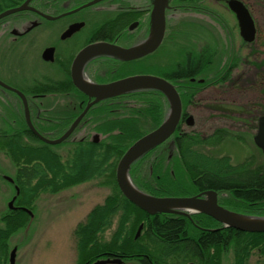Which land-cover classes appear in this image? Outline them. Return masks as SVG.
Returning <instances> with one entry per match:
<instances>
[{"label":"trees","instance_id":"trees-1","mask_svg":"<svg viewBox=\"0 0 264 264\" xmlns=\"http://www.w3.org/2000/svg\"><path fill=\"white\" fill-rule=\"evenodd\" d=\"M207 53L202 51L200 54L203 56L183 54L179 64L167 69L165 77L169 80L183 79L191 85L188 79L202 72L207 77V71L212 70L218 76L214 79L215 86H225L238 67L237 60L234 62V57L227 55L224 68L218 70L216 64H210ZM215 66L217 68L213 69ZM56 86L61 91L67 89L64 83ZM105 100L101 101L100 109L86 116L87 132L99 134V143H93L89 137L74 140L66 158L34 137L19 115L15 117L16 126L10 124L8 132H0V151L15 168L13 185L17 187L18 195L14 205L32 211L41 193L57 194L97 179L100 185L110 187L112 192L74 228V264H91L105 257L121 258L124 262L142 258V264H221V254L227 248L233 251V264H247L254 250L264 264V233L223 229L203 214L193 215L192 222L168 213L147 216L121 195L115 184L117 162L133 142L161 124L162 101L155 95L150 99H135L133 104L120 101L117 107L114 106L115 99L111 106ZM57 104L58 109L50 115L55 121V129L51 132L40 130V134H51V137L57 138L76 118L75 114L66 110L69 104L65 100H58ZM91 118L95 121L91 122ZM227 135L222 129L203 138L196 133L177 138L175 133L178 153L173 155L167 175L155 178L161 175L164 165L161 162L164 159L156 149L160 143L130 166L131 182L138 190L153 197H188L196 192V187L227 193L228 199L222 203L232 211L264 217V167L252 169L250 164L233 167L227 157H213L197 149L199 145L214 147ZM154 151L156 153L153 154ZM169 171H173V176L168 174ZM114 219L116 228L106 240L103 235L111 228ZM29 220V216L19 209H7L0 216V264H7L9 239L26 227ZM140 223H144L145 228L135 240ZM212 228L217 230H209Z\"/></svg>","mask_w":264,"mask_h":264},{"label":"flooded vegetation","instance_id":"flooded-vegetation-1","mask_svg":"<svg viewBox=\"0 0 264 264\" xmlns=\"http://www.w3.org/2000/svg\"><path fill=\"white\" fill-rule=\"evenodd\" d=\"M153 1L154 0H0V14L14 10L0 18V82L13 90H9L0 85V96L9 103V106L3 110L7 111V115L17 114L21 116L25 126L28 128L24 120L25 108L23 100L17 93L19 92L25 99L29 120L35 131L45 140L54 141L59 139L82 114L88 103L93 100H89L88 97L73 84L72 68L76 57L82 50L91 45H105L127 50L146 43L153 31ZM20 7L21 10H17ZM197 8L199 9V7ZM168 9H166L164 13L165 25L162 39L159 46L153 52L131 61L121 60L111 54H99L86 60L79 72L82 80L84 79L93 85H108L134 76H153L167 81L175 88L180 100V118L174 133L168 139L161 142L160 146L156 148L161 155L160 157L164 159L161 161L164 163L162 168L163 171L160 176H155L156 179L164 178V176L167 175V167L173 155L178 153L174 134L177 133V138H182L187 134L185 131L186 129H196L194 116L215 115V113H217L225 117L233 113L229 110V107L222 106L227 104L224 98L216 99L212 96V93L209 92L215 90L216 87L214 81L215 73L212 70L207 71V77L204 76L201 80H194L193 78L188 79V82L191 83V85H189L183 79L169 80L165 77L167 60L164 57V62H160L161 65L157 61L152 60L161 50L166 40ZM206 14L211 15L213 19H215V15L212 11L207 10ZM39 47L41 49L40 53H38ZM46 50L51 51L50 54L44 57V52ZM18 61L30 65L32 64V66L35 65L37 76L31 78L18 76L19 79L16 78L17 75L14 74V67L18 68L17 65H15ZM180 62L181 61H178L176 65ZM209 62L214 65V59ZM6 65L11 67H6ZM40 68L47 70V74H38V69ZM226 82L227 81H225V83ZM58 83L66 84V91H61V88L56 86ZM226 85L224 87H226ZM205 90L208 91L209 95H206ZM149 91L143 93H124L107 98L105 102L108 101L106 102L107 105L111 106L115 99L114 106L118 107L120 101H122V103L133 104V100L135 99H150L156 95L161 98L162 101L161 111L163 119L159 125L161 126L168 115V100L166 96L159 91ZM221 99H223V101H220ZM58 100H65L69 104L66 110L75 114L76 118L71 122L65 132L57 138L51 137V134H47L48 136L46 134H40V130L51 132L55 129V121L50 115L51 113L54 114L55 110L58 109ZM99 102L101 103V101H98L88 108L73 128L71 134L61 143L50 145L46 144L38 137L33 136L51 149L54 146L66 144L71 146V142L74 140H83L91 136H93L91 138L93 143H99V134L95 132L88 134L86 119V116L91 113V111L102 107L103 103L99 104ZM258 107V105L254 106V108L244 106L241 107L240 113L244 125L246 124L245 126L249 125L247 123V118L250 119L249 122L251 123L255 120V125L253 127L254 134L251 141L254 150L263 156L261 150L257 148L253 142V137L257 130L258 118L264 115V112L261 110L259 111ZM113 111H116V109H113ZM188 118H190V120ZM90 121L94 122L95 120L91 118ZM220 128L227 127H216L213 130L216 131ZM222 130L230 132L226 129ZM96 136L97 140H94ZM154 153H156V151H154L153 154ZM262 158L264 159V156ZM249 159L248 162L251 163L244 164H253V157ZM168 174L173 176L174 173L173 171H169ZM5 177L6 176H4L3 179L8 181ZM8 177L9 176L6 178ZM13 177H9L12 182L8 181V183L12 185L14 189ZM195 190L196 192L188 197L200 195L198 197L199 199H206L207 196L204 195V192H214L217 197V204L221 208L238 215L258 218L256 216L232 211L230 208L226 207L222 202L224 199H228L227 193H218L213 190L199 189L197 187ZM41 195L55 194L41 193ZM193 215L197 214H191L189 217L182 215L177 216H182L192 222ZM28 216L30 220L35 217L33 214ZM259 218L262 219L264 217ZM212 220L220 225V223L214 219ZM140 225H142V228L139 235L134 237L135 240L140 236L142 229L145 228L144 223H140ZM194 227L200 230H207L197 226ZM209 230L217 229L212 228ZM117 259H120L121 264H124L121 258ZM141 261L142 258H138L137 260H130L129 262L142 264ZM185 264L195 263L188 262Z\"/></svg>","mask_w":264,"mask_h":264},{"label":"rangeland","instance_id":"rangeland-1","mask_svg":"<svg viewBox=\"0 0 264 264\" xmlns=\"http://www.w3.org/2000/svg\"><path fill=\"white\" fill-rule=\"evenodd\" d=\"M227 1L168 0L166 40L152 60L161 65L160 62H164V57L169 69L171 65L181 61L183 54L198 55L202 51H207L209 60L214 59V65L216 64L218 70L224 68L227 55L233 56L234 62L237 60L238 67L232 72L231 80L226 87H215V90L209 91L216 99L224 98L227 104L222 106L229 107L233 113L225 117L217 113L196 115L194 116L196 129L185 131L199 134L203 138L214 133V128L226 126L227 128L220 129L230 132H227L228 136L218 145L214 147L199 145L197 149L213 157H227L229 165L233 167L251 163L248 161L253 157L251 167L254 169L264 167L263 156L254 150L251 141L255 120L251 123L247 118L248 126L250 127L251 124V127L245 126L240 109L244 106L254 108L258 105V110L264 112V0H239L248 5L255 22L254 41L249 45H244L240 38L236 19L227 8ZM195 7H199V10ZM203 8L212 11L215 19L206 14L207 10ZM40 52L39 47L38 53ZM200 55L203 56L205 53ZM15 65L18 67H14L16 78L37 76L35 65L21 61ZM216 66L213 69H216ZM6 67L11 66L6 65ZM38 74H47V70L40 68ZM205 92L209 95L207 90ZM7 106L9 103L0 96L1 133L8 132L11 128L10 124L16 126L17 114L7 115V111L3 110ZM25 116L24 110V120ZM70 147L69 144L54 146L52 151L67 157ZM13 175L14 168L10 160L0 151V216L6 213L8 203L14 195L12 185L3 178L4 176L13 177ZM111 192L110 187L100 185L98 181H90L55 195H38L32 209L35 217L9 239L10 251L13 248L16 249L14 264H74L76 259L72 236L74 228L85 219L95 205L102 204ZM115 228L116 220L114 219L111 228L103 237L108 240ZM9 253L7 264H9ZM222 253L221 264H233L232 249L227 248ZM261 262L262 257L257 250H254L247 260V264H261ZM124 264L136 263L124 262Z\"/></svg>","mask_w":264,"mask_h":264},{"label":"water","instance_id":"water-1","mask_svg":"<svg viewBox=\"0 0 264 264\" xmlns=\"http://www.w3.org/2000/svg\"><path fill=\"white\" fill-rule=\"evenodd\" d=\"M226 5L229 11H231L235 16L239 36L242 41L245 43L253 42L256 28L254 20L251 17L248 9L239 0H228ZM167 8L168 0L153 1V31L151 32V35L146 43L127 50L108 47L105 45H91L79 53L73 64L72 81L75 87L84 93L89 100H93L92 102L88 103L82 114L74 121L68 131L64 133L59 139L54 141L45 140L35 131L29 120L25 99L23 95L17 92L23 100L26 114V124L34 136L38 137L46 144L55 145L61 143L71 134L73 128L92 104L132 91L149 89L159 91L163 93L168 100L169 111L167 118L156 130L149 132L135 141L120 158L115 171V182L119 192L129 203L150 216L160 213L182 215L186 217H189L191 214H204L220 223L223 229L230 228L240 232L264 233V218L259 219L245 217L221 208L217 204V197L214 192H204V195L207 196L206 199H199L198 197L200 195L194 197H152L140 192L131 183V180L128 176V171L133 162H135L153 147L168 139L174 133L175 127L180 118V100L175 88L170 83L153 76H134L110 83L108 85H93L90 83L86 84L80 78L79 72L84 62L92 56L99 54H111L121 60L131 61L139 59L146 54L153 52L159 46L164 33V13ZM19 9L21 10V7L17 10ZM12 11L14 10L3 12L0 14V18ZM50 51L51 50H46L44 52V57L50 54ZM0 85L12 90L1 82ZM188 119L190 120V118ZM94 140H97V136L94 137ZM253 142L264 155V115L258 118L257 130L253 137ZM5 179H7L9 182H12V180L9 178L5 177ZM17 195L18 189L15 187V195L8 203V209H19L31 216L32 213L28 209L13 206ZM141 228L142 225H140L137 229L135 235L136 237L139 235ZM15 253L16 249H11L9 253V264H14ZM92 264H121V260L117 258L106 257L104 259H98Z\"/></svg>","mask_w":264,"mask_h":264},{"label":"bare ground","instance_id":"bare-ground-1","mask_svg":"<svg viewBox=\"0 0 264 264\" xmlns=\"http://www.w3.org/2000/svg\"><path fill=\"white\" fill-rule=\"evenodd\" d=\"M202 77H204V72H202V73H198L193 79H194V80H201ZM215 78H218L217 74H214V79H215ZM83 81H84L86 84H88V81H85L84 79H83ZM133 143H134V142H133ZM133 143H132V144H133ZM132 144H131V145H132ZM131 145H130V146H131ZM130 146H129V147H130ZM129 147H128V148H129ZM128 148H127V149H128ZM127 149H126V150H127ZM217 157H219V156H217ZM115 171H116V168H115ZM114 175H115V174H114ZM128 176H129V175H128ZM94 181H97V179L94 180ZM135 207H136V206H135ZM138 209H139V208H138ZM139 210H140V209H139ZM141 211H142V210H141ZM142 212H143V211H142Z\"/></svg>","mask_w":264,"mask_h":264}]
</instances>
